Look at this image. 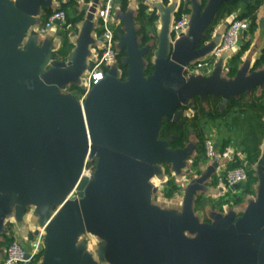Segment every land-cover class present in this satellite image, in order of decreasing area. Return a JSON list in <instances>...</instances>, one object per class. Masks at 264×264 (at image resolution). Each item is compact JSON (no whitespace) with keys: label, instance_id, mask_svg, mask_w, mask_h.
<instances>
[{"label":"water","instance_id":"1","mask_svg":"<svg viewBox=\"0 0 264 264\" xmlns=\"http://www.w3.org/2000/svg\"><path fill=\"white\" fill-rule=\"evenodd\" d=\"M190 1L188 28L173 41L170 24L178 2L161 13L148 75L147 48L138 46L132 18H124L116 48L125 51L126 77L108 66L80 102L67 88L80 87L88 69L100 0L82 6L65 59H56L53 44L36 39L32 29L53 0H0V237L10 214L37 218L29 237L43 228L39 264H264L260 165L256 196L239 213L229 207L203 222L193 211L198 190L214 184L217 159L200 163V173L184 183L180 212L150 199L156 191L150 181L163 174L164 164L179 173L188 156L159 139L162 121L178 120L196 96L218 97L223 109L231 97L264 84L263 68L225 77L227 53L210 73L187 74L216 45L202 43V36L226 0H209L204 8ZM87 158L95 165L91 178L81 175Z\"/></svg>","mask_w":264,"mask_h":264},{"label":"crops","instance_id":"2","mask_svg":"<svg viewBox=\"0 0 264 264\" xmlns=\"http://www.w3.org/2000/svg\"><path fill=\"white\" fill-rule=\"evenodd\" d=\"M65 1L66 0H53L54 7H52V10L55 8L56 4ZM75 1L77 4L76 11L82 13L83 18L84 12L81 10V8L83 5L89 3L90 0ZM178 1L180 2V0H127L126 9L124 12H122L120 9L121 3L119 0H116L113 9L114 31L120 27L123 30V33L119 36L123 35L125 33L123 22L124 18L130 16L133 20L139 7L143 5L145 6V12L147 14L155 13L157 16V19L154 23V33L150 34V43H154L156 47V36L158 35L161 26V13L165 10H172L174 4H176ZM261 1L262 2L258 5V7L255 9V12L253 13V20L249 19L250 23L248 29L241 33L240 43L237 48L232 52L225 54L224 56L223 73L225 77L233 78L241 71H245L246 74H248L257 69H264V64L259 67L255 66L256 61L264 51V0ZM102 3L103 0H100L98 7H100ZM253 5L254 0H243L234 13L224 17L223 20L214 26L210 40L214 42V44H217L220 41L221 36L217 37L216 34L220 33L222 35L224 29L226 28V26L223 25L224 22L228 23L230 20L236 18L239 14L247 11L248 8ZM43 15L44 13L39 17V21L34 23L32 26L33 30L36 31L37 27L42 21ZM173 16L175 15L173 14ZM81 21L82 20L76 23L74 29L68 31L67 34H65L62 25L56 24L45 35H38L36 39L39 41H49V43H52L54 46L53 48L55 49V52L53 53L55 58L65 59L71 54L73 50L74 42L76 40V35L78 33ZM134 24L136 28H138V25L136 23ZM92 36L95 38V43L89 49L88 67L92 59L100 51L101 29L97 21L94 23ZM65 39H67L70 47L67 49L66 54H57L60 48L63 47ZM117 40L118 38L115 40V47ZM121 49L122 48H116L117 53ZM233 58L235 59V74L230 76L228 75L227 68L230 66V62ZM196 97H198V100L201 103L205 104L208 98L212 96L199 95ZM235 98L239 101L238 103L240 105H244V109L242 108V110H232L222 121L205 120L203 122V129L205 131V137H213L218 147H221L224 142H228L227 145L232 146V149L240 156L247 158L250 154L255 155L256 161L254 164H252V168L254 169L253 177L255 178V181L251 184L252 192L243 195V198L240 201L235 200L240 194L241 188L239 185H237L235 188L223 189L222 192L217 189L216 184H207L205 192L203 189L198 190L197 193L203 195L204 198L202 199V204L199 210L194 207L193 203V211L196 216L201 214L198 217L199 220L203 222H207L209 220L208 214L210 215L214 211L224 214V211H228L229 207H231L232 211L234 212H241L244 209L247 200H251L256 196L257 187L259 184L257 170L258 165L261 166V170L264 175V84L256 87L255 89L242 92L240 95L235 96ZM189 103L190 104L185 106L184 113H186V115L190 118L193 117L195 110L193 100H191ZM231 125L234 127L231 128ZM235 125H238V131H236L237 126ZM195 146L196 138L194 136V130L190 129L188 142L184 148L188 151V156L185 159L187 162L185 163L184 161L185 164H183V168L179 172L183 175H179V173L169 166V171L164 170L160 177L153 178L150 181V188H156V191L151 193L150 196L151 202L154 205L164 210L176 212L181 211L183 198H181L180 195L181 193L184 194V183L187 182V179H185L187 174H185L186 164L188 165L187 169L190 170L188 174L192 171V177L195 174V169L192 166V163L190 164V162H192L193 158L196 156ZM208 163H210V161L205 159L203 163L200 164V166H206ZM170 179L174 181L175 185L179 186V189L175 191L172 196L167 195L169 190L167 182ZM189 180L191 179H188V181ZM38 226L37 218H32L29 214H26L21 220L14 219L13 215L10 214L7 217L2 235L0 237V264L5 256V247L13 239L19 240L25 249H31L36 235L29 237V233L36 230ZM40 259L36 261L35 264H39Z\"/></svg>","mask_w":264,"mask_h":264},{"label":"built area","instance_id":"3","mask_svg":"<svg viewBox=\"0 0 264 264\" xmlns=\"http://www.w3.org/2000/svg\"><path fill=\"white\" fill-rule=\"evenodd\" d=\"M116 0H103L102 5L98 8L96 13V21L99 23L101 29V45L100 51L89 64L88 69L82 76L80 87L83 93L79 101L82 102L87 91L93 85L104 78L108 66L118 64V53L115 47L114 27H113V9ZM156 1V0H151ZM175 7L174 15L179 10L181 2ZM58 21L59 25L65 26L66 29L70 27L66 23V13L60 7V3L56 4L51 14L39 24L36 32L39 35H45ZM248 18H234L230 20L224 29L220 41L214 46L213 50L203 59L195 61L189 66L187 74H208L212 70L216 60L224 53L232 52L240 43L241 33L249 27ZM189 24L188 13H182L179 17L173 16L170 24L171 41L178 38L180 34L185 33ZM203 156L205 159L219 160L213 175L216 186L223 189H229L233 185H240L245 183L248 177V170L251 168L250 163L244 156H240L233 149L232 146L226 145L218 147L214 138L211 136L205 137L203 142ZM94 164L91 159H86L82 169V176L91 178L94 172ZM58 207L54 208V213ZM43 228L38 229L35 236V241L31 249L24 248L22 243L13 239L5 247V256L1 264H31L36 256L42 252L43 249ZM26 254L27 257L25 256Z\"/></svg>","mask_w":264,"mask_h":264},{"label":"trees","instance_id":"4","mask_svg":"<svg viewBox=\"0 0 264 264\" xmlns=\"http://www.w3.org/2000/svg\"><path fill=\"white\" fill-rule=\"evenodd\" d=\"M121 3V11L124 12L127 6V0H119ZM201 7L204 8L208 0H199ZM243 2V0H226L223 2L217 12L214 15L213 21L209 27L206 28L204 31V34L202 36V43L208 42L211 39L212 31L215 25H217L221 20L224 19V17L231 15L234 13L239 5ZM261 0H254V5L248 8L247 11H244L243 13L239 14L236 18H248L253 20V13L255 12V9L258 7V5L261 3ZM190 0H184L181 2L179 10L175 13V17H179L182 13H189ZM60 7L65 11L66 13V23L70 25L68 29L65 28V26H62L64 29L65 34H67L68 31H71L74 29L75 24L78 23L80 20H82V13H79L76 11L77 4L75 0H66L65 2L60 3ZM52 8H47L44 10V15L42 17V23L52 12ZM76 11V12H75ZM157 19V16L155 13L147 14L145 12V6L141 5L137 11L136 16L133 18L134 23L138 25L137 28V43L140 48L146 47L147 51L144 54V73L145 75H148L153 70V65L151 62V58L153 55V50L155 48L154 43H150L151 33H154V23ZM114 39L116 40L120 34L123 33V30L119 27L115 29L114 31ZM70 47V44L68 43L67 39H65L63 47L60 48V50L57 52V54L64 55L67 52V49ZM125 57V51L124 49H121L118 51V64L117 67L121 71V79H124L126 77V65L123 62V59ZM59 58V56H58ZM262 64H264V51L259 57V59L256 61L255 66L259 67ZM230 71L228 72V75H234L235 74V59L233 58L230 62ZM67 91L72 94L73 96H76V98H80V96L83 93V89L77 85L71 84ZM194 104V110L195 113L193 117H182L177 122H170L167 120H163L160 131H159V139L164 140L167 142L168 148L171 149H184L187 142H188V136H189V130H194V135H196L197 141L195 146L196 156L192 160V166L198 167L200 163H202L205 158L203 156L204 148H203V142L205 138V131L203 129V122L205 120H216V121H222L232 110H242L243 106L240 105L238 100L235 97H231L228 100V103L223 109H220L219 107V98H213L209 97L207 102L205 104L201 103L198 100V97H194L193 99ZM244 109V108H243ZM228 144V142H224L221 147H224ZM248 162L251 165V168L248 170V177L245 183L239 185L240 194L235 199L236 201H240L243 198V195L251 193L252 192V186L251 184L255 181V178L253 177L254 169L252 168V164L256 161V156L253 154L248 155L246 158ZM164 170L169 171V165L164 164ZM200 173L199 169H195V174ZM215 184V181L213 182ZM167 185L169 186V190L167 192L168 196H172L175 191L179 189V186L174 184L173 180H169L167 182ZM203 195L196 194V198L194 199V207L202 204ZM228 201V200H227ZM42 256V252H40L34 261L31 264H35L36 261H38Z\"/></svg>","mask_w":264,"mask_h":264},{"label":"rangeland","instance_id":"5","mask_svg":"<svg viewBox=\"0 0 264 264\" xmlns=\"http://www.w3.org/2000/svg\"><path fill=\"white\" fill-rule=\"evenodd\" d=\"M78 99H80V98H78ZM235 126H237L236 131H238V130H239L238 125H235ZM233 127H234V126L231 125V128H233ZM193 141H194V140H193ZM186 162H187V160H185V163H186ZM185 163H184V164H185ZM193 167H194V166H193ZM187 168H188V165L186 164L185 169H187ZM189 168H190V167H189ZM197 168H198V167H194V169H197ZM192 172H193V171H192ZM192 172H191V173H192ZM191 173H189V174H188V173H187V174L185 173V174H186V178H185V179H187V180H188V179H192V174H191ZM179 175H183V174H180V173H179ZM181 195H182V196H181ZM181 195H180V197L183 198V195H184V194L181 193ZM200 207H201V205L197 206V207H196L197 210H199Z\"/></svg>","mask_w":264,"mask_h":264},{"label":"flooded vegetation","instance_id":"6","mask_svg":"<svg viewBox=\"0 0 264 264\" xmlns=\"http://www.w3.org/2000/svg\"><path fill=\"white\" fill-rule=\"evenodd\" d=\"M219 100H220V98H219ZM219 105H220V102H219ZM182 109V111H183V116L182 117H188L187 115H186V113H184V111H185V107H182L181 108ZM182 117H180L178 120H180ZM178 120H176V121H170V122H177ZM159 135V134H158ZM195 136V138H196V135H194ZM196 141H197V138H196ZM93 162V164H94V161H92ZM95 166V165H94Z\"/></svg>","mask_w":264,"mask_h":264}]
</instances>
